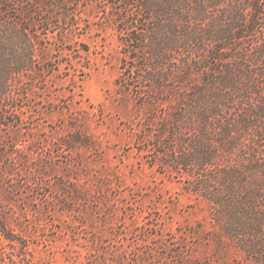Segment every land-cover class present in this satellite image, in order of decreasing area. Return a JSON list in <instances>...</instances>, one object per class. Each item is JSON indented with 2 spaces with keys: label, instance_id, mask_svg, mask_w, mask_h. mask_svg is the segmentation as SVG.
I'll return each mask as SVG.
<instances>
[{
  "label": "rangeland",
  "instance_id": "rangeland-1",
  "mask_svg": "<svg viewBox=\"0 0 264 264\" xmlns=\"http://www.w3.org/2000/svg\"><path fill=\"white\" fill-rule=\"evenodd\" d=\"M194 18L184 0H0V76L19 70L0 99V216L16 240L0 264H247L173 163L175 103L157 106L149 80L179 79L187 53L169 43Z\"/></svg>",
  "mask_w": 264,
  "mask_h": 264
},
{
  "label": "trees",
  "instance_id": "trees-1",
  "mask_svg": "<svg viewBox=\"0 0 264 264\" xmlns=\"http://www.w3.org/2000/svg\"><path fill=\"white\" fill-rule=\"evenodd\" d=\"M184 2L195 10V32L190 39L178 32L184 44L169 43L170 52L187 53L179 79L170 80L164 71L150 74L157 90L154 103H175V113L166 117L176 126L172 161L185 169L190 188L213 208V219L222 228L221 245L243 253L247 264H264V0ZM210 15L214 24L207 30ZM206 43L210 54L195 56ZM18 71L10 66L2 72L0 99L11 92ZM7 229L0 216V242H15Z\"/></svg>",
  "mask_w": 264,
  "mask_h": 264
}]
</instances>
